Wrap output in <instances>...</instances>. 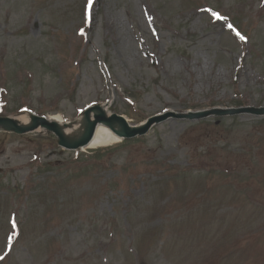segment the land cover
I'll use <instances>...</instances> for the list:
<instances>
[{
  "label": "rangeland",
  "instance_id": "1",
  "mask_svg": "<svg viewBox=\"0 0 264 264\" xmlns=\"http://www.w3.org/2000/svg\"><path fill=\"white\" fill-rule=\"evenodd\" d=\"M111 92L160 119L78 150L0 126V264H264V114L208 113L264 107V0H0V116Z\"/></svg>",
  "mask_w": 264,
  "mask_h": 264
},
{
  "label": "water",
  "instance_id": "2",
  "mask_svg": "<svg viewBox=\"0 0 264 264\" xmlns=\"http://www.w3.org/2000/svg\"><path fill=\"white\" fill-rule=\"evenodd\" d=\"M253 111L256 114H264V107L263 108H239V109H226V110H219L215 109L208 113H236L239 111ZM92 112H95V117H92ZM197 115H206L204 113H198ZM85 117L87 119V126L85 128V132L82 134V136L76 140V141H70L68 138H66L63 134V131L61 127L56 122H50L46 118L39 117V116H33L32 117V123L28 126H22L17 123V121L13 118L7 117H0V126L5 127L7 130H14L18 133H24L26 131H30L33 129H36L40 126L47 128L50 131L55 132L59 137V143L60 145L68 148V149H78L80 147L86 146L89 144L90 140L93 138L95 133V127L97 125V121L99 119L104 120L107 123H110V125L114 121H118L122 123L125 131V136L127 137H133L136 134L140 133L146 134L148 132L149 126L154 122L160 119L159 117H154L150 121V123L145 128H132L127 124V121L123 116L114 114L112 118L107 117L106 112L101 108L100 105H97L91 109H88L85 112ZM96 118V120H94ZM124 135V134H122Z\"/></svg>",
  "mask_w": 264,
  "mask_h": 264
},
{
  "label": "bare ground",
  "instance_id": "3",
  "mask_svg": "<svg viewBox=\"0 0 264 264\" xmlns=\"http://www.w3.org/2000/svg\"><path fill=\"white\" fill-rule=\"evenodd\" d=\"M114 98H115V95L113 94V92H111V98L106 101L107 105H103V103L100 104L101 108L107 113V115H110L109 105L113 103ZM95 114L96 113L92 112L93 118L95 117ZM15 119L17 120L18 124L22 126H27L31 123V120H30L31 118L27 117V115L18 116ZM48 119L50 121H53L59 124V126L61 127L63 131L64 136L68 138L70 141L78 140L82 136V134L85 132V128L87 126V119L85 117V114H82L81 116H79L77 119L73 121L65 120L60 114L50 115ZM94 120H96V118ZM127 120L130 121L129 118H127ZM142 125L143 123L137 126H142ZM36 130H39V129H36ZM122 132H123V128L119 123H115L114 125H109L104 120L99 119L95 127L94 136L90 140L86 148H100V147H105L109 145H115L116 143L121 142L123 140ZM54 134L57 135L56 133Z\"/></svg>",
  "mask_w": 264,
  "mask_h": 264
},
{
  "label": "snow or ice",
  "instance_id": "4",
  "mask_svg": "<svg viewBox=\"0 0 264 264\" xmlns=\"http://www.w3.org/2000/svg\"><path fill=\"white\" fill-rule=\"evenodd\" d=\"M214 15H217L218 16L219 14H214ZM229 27H231V25H229ZM237 34L239 35V33H237Z\"/></svg>",
  "mask_w": 264,
  "mask_h": 264
}]
</instances>
